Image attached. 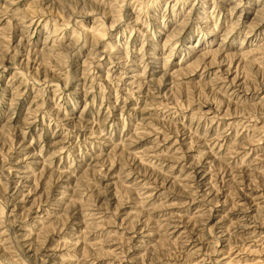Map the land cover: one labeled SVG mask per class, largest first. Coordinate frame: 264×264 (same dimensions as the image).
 Returning <instances> with one entry per match:
<instances>
[{
    "label": "rangeland",
    "instance_id": "obj_1",
    "mask_svg": "<svg viewBox=\"0 0 264 264\" xmlns=\"http://www.w3.org/2000/svg\"><path fill=\"white\" fill-rule=\"evenodd\" d=\"M262 3L0 0V264H264ZM29 153L44 167L16 197ZM61 171L75 192L46 218ZM84 202L103 220L73 250Z\"/></svg>",
    "mask_w": 264,
    "mask_h": 264
},
{
    "label": "bare ground",
    "instance_id": "obj_2",
    "mask_svg": "<svg viewBox=\"0 0 264 264\" xmlns=\"http://www.w3.org/2000/svg\"><path fill=\"white\" fill-rule=\"evenodd\" d=\"M225 1H227V0H225ZM240 8H241L240 4H236V5H234V7H232L230 9V12H231V14L234 17L236 15H238V18H236V19H239V17L243 16L242 13H244V10H241ZM238 11H239V13L236 14ZM240 12H242L241 15H240ZM252 18H254L255 23L257 21H264V0H263V3L261 4V6L256 9L255 14H254V16ZM236 19H234V22L237 24L238 21ZM235 23H234V25H235ZM231 26L232 25H230V27ZM248 29H249V26H248ZM226 30H227V28H226ZM221 43L222 42L217 43V47L215 49L207 50V51L209 52V51H218V50H220L219 48H220V44ZM241 44H243V42ZM259 45H261V44H259ZM240 48L242 49L243 46L241 45ZM248 53H250V52H248ZM117 54L121 56L120 52H117ZM155 68H157L156 72H160L161 71V66L159 68L156 66ZM134 77L135 76H131V77L127 78L126 76H122L121 79H125L126 78L127 79V84H129V86L133 84V86L135 88L140 89L141 84L139 82L136 83V81L134 80L135 79ZM22 163H25V165H22ZM98 163H102V165L106 164L105 160L101 161V162L99 160ZM42 164H43V162L40 161V159L36 156L35 153H29L28 155L24 156L21 159V161H18V162L14 163V166L12 167V169L10 171L11 174H12V177L14 178L15 183H16L15 188L13 189V195L14 196L16 195V197H17L19 195V193L21 192L20 191L21 189H23V188L26 189L27 187L30 186V184L32 183V178L35 177L34 176L35 173L33 171V168L37 169V167L39 168L40 165H42ZM97 164H93V166H95ZM42 167H44V166L42 165ZM39 173L42 174L41 171ZM111 175L112 174H110L107 178L103 179V181H104L103 186H105L107 188L111 187V189H112V187L114 186V182H112V180L114 178ZM202 176H204V175H202ZM56 177L57 178L54 181L55 186H54V189H53L54 190L53 191V196L51 198V199H53V201H52L53 203L49 202V205H51L53 207L48 209L49 212L46 213V216H45L46 218L47 217L48 218H51V217L53 218L56 213H59L64 207L68 206L66 204L69 201V199L71 198L72 194L75 192L74 185H73V180L71 179L70 175L66 174V172H64V171H61V172L58 173V175ZM134 182H139L138 183L139 185L136 186L134 189H139L141 191L140 194L144 195V199H145L148 196L147 193L149 192L148 191L149 190L148 186H146V183L143 182L142 179H138L137 181H134ZM27 196H28L27 192H26V194H21L20 198L17 199V202H21L23 197L27 198ZM78 207L79 208L77 209L75 214L74 213H73V215L71 214V217H70L71 220L67 222L68 227L70 226V228H69V232L70 233L68 234L67 237H69L70 240L72 241V242L67 243V244H69L72 247L73 250H75L76 247L79 244L77 238L79 237L80 234L76 231L77 227L78 226L86 227L93 220H95V221L103 220L102 219V217H103V213L102 212L103 211H101L102 210V209H100L101 207H99V208L98 207H93L92 204H89L87 202L81 203V205H79ZM82 208L84 209L83 210L84 212L87 211V214H88L87 217L86 216L85 217H83V216L78 217V213L81 212ZM30 210H31V208H30ZM38 211H39V209L36 210V212H38ZM31 214H35L33 217H35L37 219V220H35L36 222L39 221L40 217H43V216L37 215V213H35V210H31L30 211V215ZM46 218H42V219H46ZM159 221H160V226L163 227L164 229L165 228L169 229V232H171V233L175 232L176 230H179L180 228H183V227L186 228L187 227V224L184 221L179 220L178 218H175L173 216L165 217V218H163V219H161ZM217 223H219V222H217ZM220 233H221V235H219V237L222 238L221 240L219 238L220 243H221L220 245L226 246V244H224V241H225L224 240V235H223L224 232L220 231L219 234ZM47 249L50 252H47V254L43 256L45 258L43 263H48L50 261V259L55 256L54 254L58 251L56 248H53V247L47 248ZM49 264H64V261H62V262L55 261V263L50 261Z\"/></svg>",
    "mask_w": 264,
    "mask_h": 264
}]
</instances>
